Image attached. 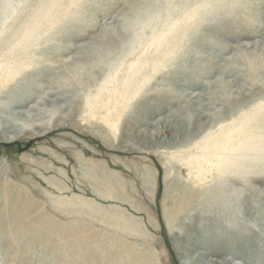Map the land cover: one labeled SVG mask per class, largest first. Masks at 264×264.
Wrapping results in <instances>:
<instances>
[{
    "label": "rangeland",
    "instance_id": "rangeland-1",
    "mask_svg": "<svg viewBox=\"0 0 264 264\" xmlns=\"http://www.w3.org/2000/svg\"><path fill=\"white\" fill-rule=\"evenodd\" d=\"M0 21V264H264V0H2ZM62 167L66 215L39 193Z\"/></svg>",
    "mask_w": 264,
    "mask_h": 264
},
{
    "label": "bare ground",
    "instance_id": "bare-ground-1",
    "mask_svg": "<svg viewBox=\"0 0 264 264\" xmlns=\"http://www.w3.org/2000/svg\"><path fill=\"white\" fill-rule=\"evenodd\" d=\"M1 1L2 0H0V3H1ZM53 6V3H50V4H47V5H45V6H43L42 8V18L40 19V23H38V22H33V23H29V24H26V25H23V26H21L20 28H18L17 29V31H16V34L14 35V37H15V39H18V41H21V43H23V42H28L29 40H34V39H36L35 37V34H37L39 31V29H40V27L42 26L41 24H48L49 22H50V24L52 23V17L54 16L53 14H52V12H51V10H52V7ZM38 21H39V19H38ZM1 22V21H0ZM43 22V23H42ZM44 24V25H45ZM251 45V44H250ZM256 47V46H255ZM20 48H24L23 47V45L21 44V46H19V49ZM262 48V47H261ZM19 52H21V51H19ZM260 55H261V53H260ZM261 57V56H260ZM235 59V58H234ZM232 59L230 60V62H231V64H232ZM248 62V61H247ZM1 64V63H0ZM1 66V65H0ZM20 67V66H19ZM5 69V68H4ZM7 73V72H6ZM2 79V78H1ZM5 79V78H4ZM220 82V81H219ZM231 82V81H230ZM204 85V84H203ZM216 85V84H215ZM210 88H211V86H210ZM214 88V87H213ZM219 88V87H218ZM212 89V88H211ZM243 89V88H242ZM223 90H224V88H223ZM225 91V90H224ZM218 92V91H217ZM203 93H205L204 91H203ZM231 93V92H230ZM238 93H239V91H238ZM199 94V93H198ZM217 95V94H216ZM198 96V95H197ZM195 97V96H194ZM202 103V102H201ZM204 104V103H203ZM37 108V107H36ZM34 113V110L33 109H26V110H19V111H17V114H16V116L17 117H19V119L20 120H26V119H28L27 117H29V116H32V114ZM0 129H1V126H0ZM256 138V140L258 139V136L257 137H255ZM258 142V141H257ZM213 149L214 148H211L210 149V151L212 152L213 151ZM209 150V149H208ZM263 151V150H262ZM205 155V154H204ZM255 157H257L256 156V152L254 151V155L252 156V158H255ZM233 158L236 160V162H235V164L237 165V163H238V157H236V156H227V158L224 160L223 159V161H220L219 163V165L217 166V168L219 169V170H224V169H228L229 168V163H230V161L231 160H233ZM237 158V159H236ZM246 162V161H245ZM239 164V163H238ZM253 168V167H252ZM204 175H203V173H201L200 174V178L202 179V177H203ZM160 184V183H159ZM204 203H206L207 204V198L205 197V199H204ZM200 251V250H199ZM202 252V251H201ZM198 254V253H197ZM199 254H201V253H199ZM205 254V253H204ZM208 254V253H207ZM189 256H191V255H189ZM190 258V257H189ZM185 259V258H184ZM185 261V263L186 264H189V262H188V260H184ZM187 261V262H186ZM192 261H194V260H191L190 261V263L192 262ZM200 264H214V262L210 259V258H208V257H206L205 255H203L202 254V258H201V261L199 262ZM234 263V261H233V259L232 258H230V256L228 257V258H225L224 259V262L223 263H221V264H233ZM192 264V263H191ZM197 264V263H196Z\"/></svg>",
    "mask_w": 264,
    "mask_h": 264
},
{
    "label": "crops",
    "instance_id": "crops-1",
    "mask_svg": "<svg viewBox=\"0 0 264 264\" xmlns=\"http://www.w3.org/2000/svg\"><path fill=\"white\" fill-rule=\"evenodd\" d=\"M66 147H68L67 144L65 145V148ZM74 154L76 155L77 153L75 152ZM32 167L33 166H31V168ZM33 169H35L34 171L36 172H40V168L39 167L37 168V166L33 167ZM75 173L76 172H74L73 174L76 175ZM39 177H41L42 181H45V183L48 186V187L46 186L44 190H42V192L39 193L43 194L45 197H48V199L51 202V205L55 206L56 209L61 210L62 213L66 215L67 210L70 209L69 200L79 199L78 197L79 195L77 194V191L71 188V184L69 182L70 180L69 171L66 170L64 167H62L60 171H57V174L45 175L44 173H41ZM78 181H80V178L77 177V182ZM36 183L38 184L37 180ZM99 191L101 192V190H97L96 192ZM72 192L74 193V196H71L73 199L70 198V193ZM72 206L76 207L75 209L80 210V206L78 204L77 205L74 204Z\"/></svg>",
    "mask_w": 264,
    "mask_h": 264
},
{
    "label": "snow or ice",
    "instance_id": "snow-or-ice-1",
    "mask_svg": "<svg viewBox=\"0 0 264 264\" xmlns=\"http://www.w3.org/2000/svg\"><path fill=\"white\" fill-rule=\"evenodd\" d=\"M106 55H107V57H109V58H110L111 56H113V55H114V53H111V52H109V53H107Z\"/></svg>",
    "mask_w": 264,
    "mask_h": 264
}]
</instances>
